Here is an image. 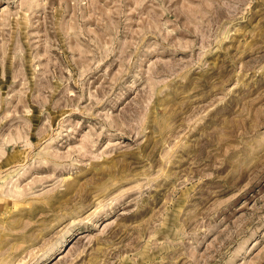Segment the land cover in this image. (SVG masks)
I'll list each match as a JSON object with an SVG mask.
<instances>
[{"label": "rangeland", "instance_id": "374dc122", "mask_svg": "<svg viewBox=\"0 0 264 264\" xmlns=\"http://www.w3.org/2000/svg\"><path fill=\"white\" fill-rule=\"evenodd\" d=\"M0 264H264V0H0Z\"/></svg>", "mask_w": 264, "mask_h": 264}]
</instances>
